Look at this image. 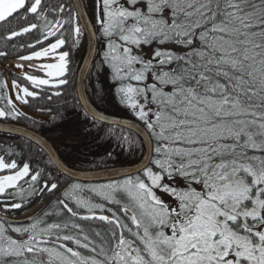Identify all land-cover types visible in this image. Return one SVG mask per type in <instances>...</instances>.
Listing matches in <instances>:
<instances>
[{"label": "snow or ice", "instance_id": "1", "mask_svg": "<svg viewBox=\"0 0 264 264\" xmlns=\"http://www.w3.org/2000/svg\"><path fill=\"white\" fill-rule=\"evenodd\" d=\"M42 2L0 0V22L24 10L42 23L6 37L41 31L27 45L34 50L13 65L30 87L0 81L15 89L13 96H0L7 105L0 118L24 115L14 100L28 104L51 89L61 95L69 84L71 47L80 46L91 24L121 102L154 143L142 168L88 189L116 209L85 199L77 183L64 194L76 209L59 201L67 220L45 224L37 218L26 227H6L0 219V264H264V0H146V8L136 6L139 0H91L87 20L80 11L87 6L73 0L54 9L52 21ZM66 33L71 47L59 51ZM51 37L54 42L36 47ZM154 43L152 58L144 59L141 47ZM91 119L96 122V115ZM5 170L15 171L0 175V198L36 194L41 170L0 156V172ZM176 177L187 186L165 182ZM56 188L45 181L38 190ZM21 207L5 202L0 210ZM90 220L111 228L89 233L79 221ZM9 230L26 238H13Z\"/></svg>", "mask_w": 264, "mask_h": 264}, {"label": "trees", "instance_id": "2", "mask_svg": "<svg viewBox=\"0 0 264 264\" xmlns=\"http://www.w3.org/2000/svg\"><path fill=\"white\" fill-rule=\"evenodd\" d=\"M87 6L90 17L92 16L91 0H84ZM61 4L71 5L72 0H43L42 7L47 8V18L49 21L55 20L56 13L54 9ZM143 5L146 8V0H139L137 7ZM31 23H42L36 20L32 14L20 10L14 18H9L8 21L0 22V51H7L8 55L0 57V81H16L23 86H29L24 83V77L16 73L10 66L9 62L18 59L21 55L29 54L34 49L27 47L29 43H33L41 36L39 29L33 32L23 34L15 37L13 40H8L6 37L11 31H18ZM99 47L95 61L87 79V89L94 104L103 111L135 118L133 112L121 102L120 95L117 91V84L114 81L111 69L101 62L103 45L100 43L101 37L97 32ZM66 46L59 51L66 50L71 47V34L66 33ZM55 37L44 41L43 45H37L41 48L50 42H54ZM154 43L148 46H142L140 54L144 59H149L147 55H151ZM168 47H175L171 43L166 45ZM160 47H164L161 45ZM87 49L86 34L81 39L79 47H71L70 65H69V84L60 88L61 95L54 94L55 89L45 91L37 99L29 98L28 104L17 103V108L22 111L24 115L18 119L13 120L9 118H0L1 121L19 124L25 127L34 129L41 134L48 137L53 145L58 150L63 160L73 168L81 170H95L107 168L112 166H120L127 164H134L139 161L144 154V145L141 139L132 131L124 128L101 123L96 120L93 122L91 117L82 108L76 90V77L80 63L85 55ZM181 54H183L181 52ZM8 63V64H7ZM149 82L151 76H149ZM168 86L165 90H168ZM0 96H12V89H4L0 87ZM51 97L50 99L48 97ZM0 107H7L6 102L0 99ZM138 120V119H137ZM141 122V121H140ZM142 123V122H141ZM67 126V127H66ZM63 127V130L61 129ZM127 137L125 140L123 137ZM154 143V141H153ZM0 156H3L6 162L15 160L18 165L28 163L33 170H41V178L37 185L36 194H28L23 200L17 196L13 200L4 201L0 198V205L3 203L22 202V207L19 209L0 210V219L6 220V227H26L33 223L37 218L44 221L45 224L60 222L67 220V214L62 209L59 201L65 200L70 207L76 209L73 201H68L65 198L71 185L81 184L84 186V192L81 193L85 199H91L94 203H103L106 207L116 209L118 205L110 204L102 197L95 193L88 191L92 187L99 185H106L111 182L87 184L84 182L73 180L54 166L47 154L35 143L18 136L0 134ZM15 171V170H13ZM26 180L28 178H25ZM180 184L184 185L186 182L183 178L176 177ZM47 181L49 185L56 183L57 188L53 191L38 190L39 184ZM170 180L165 178V182ZM20 185L27 190L28 184L25 181H20ZM200 190L199 185H192ZM19 187V185H18ZM14 190L10 189L9 192ZM5 196L8 193L4 194ZM121 194H117L118 198ZM79 211L83 212V209ZM109 214L110 213H106ZM85 226V231L94 233L99 231L106 233L111 226L98 220L79 221ZM8 235L16 239L26 238L27 234L21 236L18 233L9 230ZM69 246H72L71 244Z\"/></svg>", "mask_w": 264, "mask_h": 264}, {"label": "water", "instance_id": "3", "mask_svg": "<svg viewBox=\"0 0 264 264\" xmlns=\"http://www.w3.org/2000/svg\"><path fill=\"white\" fill-rule=\"evenodd\" d=\"M82 4L86 6L84 0H82ZM80 11L85 20L90 18L87 7L82 6ZM93 32H95V29L92 28L91 24H89V30L87 33H85L87 37V49L78 68L76 77V90L78 100L84 111L90 117L95 114L97 117V121L104 124L116 125L128 129L134 132L141 139L144 145V154L138 162L134 164L112 166L95 170L76 169L68 165L63 160L56 147L45 135L36 130L19 124L4 122L0 120V134L22 137L35 143L47 154L58 171L73 180L84 183H100L122 179L124 178V173L135 172L137 169L142 168L144 164L147 163L148 148L153 143V141L149 138L146 128L141 122L131 117H124L107 113L98 108L91 100L86 83L89 72L96 58L99 45L97 32L95 35H92Z\"/></svg>", "mask_w": 264, "mask_h": 264}, {"label": "rangeland", "instance_id": "4", "mask_svg": "<svg viewBox=\"0 0 264 264\" xmlns=\"http://www.w3.org/2000/svg\"><path fill=\"white\" fill-rule=\"evenodd\" d=\"M121 2L122 3H124L125 2V0H121ZM148 56V58L149 59H151V55H147ZM46 59H49V60H51L52 58L50 57V58H46ZM19 62V59H16V60H14V61H11V62H9V64H10V66H11V68L13 69V70H15V72L16 73H18V71L19 70H17V69H15L14 67H13V65L15 64V63H18ZM25 63H28V62H25ZM8 64V63H7ZM28 71H33L32 69H28ZM41 75H43V74H41ZM24 83H27L26 81H25V79L24 80H22ZM18 83V82H17ZM14 93H15V89H12V96L14 95ZM11 172H13V170H11ZM11 172H9L8 170H5V171H3V172H0V175H6V174H11ZM169 184H172L173 186H175V187H178V188H181V189H183L184 187V185H182V184H180L177 180H171V181H169L168 182ZM198 190V189H197ZM156 193H157V195L163 200V201H165L167 204H169L170 206H176V201H175V199L172 197V196H170L168 193H165V192H162V191H160L159 189H157L156 190Z\"/></svg>", "mask_w": 264, "mask_h": 264}, {"label": "flooded vegetation", "instance_id": "5", "mask_svg": "<svg viewBox=\"0 0 264 264\" xmlns=\"http://www.w3.org/2000/svg\"><path fill=\"white\" fill-rule=\"evenodd\" d=\"M14 172V171H13Z\"/></svg>", "mask_w": 264, "mask_h": 264}]
</instances>
